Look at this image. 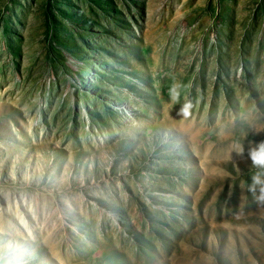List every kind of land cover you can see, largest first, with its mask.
<instances>
[{
  "label": "rangeland",
  "instance_id": "374dc122",
  "mask_svg": "<svg viewBox=\"0 0 264 264\" xmlns=\"http://www.w3.org/2000/svg\"><path fill=\"white\" fill-rule=\"evenodd\" d=\"M262 143L264 0H0V264H264Z\"/></svg>",
  "mask_w": 264,
  "mask_h": 264
},
{
  "label": "clouds",
  "instance_id": "9594fccd",
  "mask_svg": "<svg viewBox=\"0 0 264 264\" xmlns=\"http://www.w3.org/2000/svg\"><path fill=\"white\" fill-rule=\"evenodd\" d=\"M179 88V84H174L170 89L174 99L179 95ZM190 107V104L185 105L184 111L187 112ZM249 158L252 161V165L259 170L257 175L253 177L254 183L258 185H264V179H262V177H264V143L260 144L256 149L250 151ZM257 199L261 202H264V186L260 188V195L257 197Z\"/></svg>",
  "mask_w": 264,
  "mask_h": 264
}]
</instances>
